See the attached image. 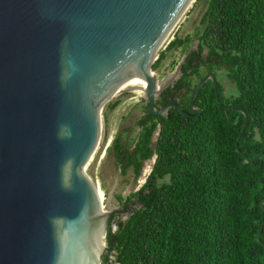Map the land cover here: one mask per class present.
<instances>
[{
  "label": "water",
  "instance_id": "95a60500",
  "mask_svg": "<svg viewBox=\"0 0 264 264\" xmlns=\"http://www.w3.org/2000/svg\"><path fill=\"white\" fill-rule=\"evenodd\" d=\"M188 2L0 0V264H102L111 209L86 173L102 113L141 80L152 115L182 112L156 104L185 59L161 83L151 61ZM209 80L245 115L243 135L248 116L213 73L190 111Z\"/></svg>",
  "mask_w": 264,
  "mask_h": 264
},
{
  "label": "trees",
  "instance_id": "16d2710c",
  "mask_svg": "<svg viewBox=\"0 0 264 264\" xmlns=\"http://www.w3.org/2000/svg\"><path fill=\"white\" fill-rule=\"evenodd\" d=\"M201 22L182 77L156 104L182 112L154 116L146 106L134 149H116L123 174L133 167L138 177L155 159L123 203L127 219L109 217L102 264H264V0H208ZM201 68L226 70L237 87L227 99L219 85L223 104L248 116L243 135L245 115L220 106L211 80L194 102L201 114L190 111Z\"/></svg>",
  "mask_w": 264,
  "mask_h": 264
},
{
  "label": "rangeland",
  "instance_id": "374dc122",
  "mask_svg": "<svg viewBox=\"0 0 264 264\" xmlns=\"http://www.w3.org/2000/svg\"><path fill=\"white\" fill-rule=\"evenodd\" d=\"M207 3L208 0L193 2L171 38L152 59L151 65L157 75L158 83L168 79L169 75H175L187 52L196 48L198 44L196 34L202 32L204 28L201 21L207 10ZM187 37H190L188 44L178 45L174 49L167 48L172 41L176 39L184 41ZM157 62L159 63L155 67ZM201 73L204 76L208 74L204 68H201ZM212 73L216 75L219 85L223 87L225 98L232 99L238 94L237 87L229 81L226 70L215 69ZM190 81L192 86H195L199 80L193 77ZM139 91L140 89L124 91L105 106L102 113L101 142L86 169L88 177L102 195L104 210L107 211L109 207L111 214L117 212V220L121 221L128 217V214L123 211V203L144 185L155 159L144 162L140 176L136 177L133 167L129 168L125 174L122 173L116 155L117 148H120L122 152H131L137 143L140 131L137 121L144 115L146 107L145 94ZM158 134L159 127L153 135V148L156 146ZM114 229L117 230L116 225Z\"/></svg>",
  "mask_w": 264,
  "mask_h": 264
},
{
  "label": "bare ground",
  "instance_id": "6f19581e",
  "mask_svg": "<svg viewBox=\"0 0 264 264\" xmlns=\"http://www.w3.org/2000/svg\"><path fill=\"white\" fill-rule=\"evenodd\" d=\"M195 0H189V2L187 3V5H186V7H185V9L183 10V12L179 15V17L177 18V20L174 22V24L170 27V29L167 31V33L165 34V36L163 37V39H162V41H161V43H160V45H159V47H158V51H157V53L158 52H160V50L164 47V45L168 42V40L171 38V36H172V34H173V32L177 29V27L180 25V23L182 22V20L184 19V17H185V15L187 14V12L189 11V9L191 8V6H192V4H193V2H194ZM157 55V54H156ZM155 55V56H156ZM154 56V57H155ZM153 57V58H154ZM142 81V86L141 87H135V88H132V89H120L119 90V92H118V94H120V93H122V92H124V91H127V90H133V89H140V91H142V92H144V90L146 89V86H147V82L145 81V80H141ZM139 91V92H140ZM117 94V95H118ZM117 95H115V96H117ZM114 96V97H115ZM100 140H101V138H100ZM101 142V141H100ZM95 155V154H94ZM94 157V156H93ZM93 157H92V159H93ZM91 159V160H92ZM91 162V161H90ZM99 194H100V197H101V200H102V195H101V193L99 192Z\"/></svg>",
  "mask_w": 264,
  "mask_h": 264
},
{
  "label": "flooded vegetation",
  "instance_id": "af4514ba",
  "mask_svg": "<svg viewBox=\"0 0 264 264\" xmlns=\"http://www.w3.org/2000/svg\"><path fill=\"white\" fill-rule=\"evenodd\" d=\"M186 55H187V54H186ZM181 77H182V75L179 77L178 80H180ZM178 80H177V81H178ZM177 81H176V82H177ZM176 82H175V83H176ZM157 108H162V107H161L160 105H158Z\"/></svg>",
  "mask_w": 264,
  "mask_h": 264
}]
</instances>
